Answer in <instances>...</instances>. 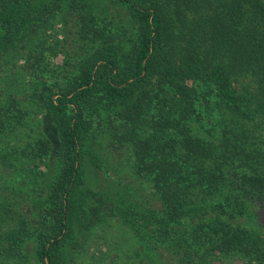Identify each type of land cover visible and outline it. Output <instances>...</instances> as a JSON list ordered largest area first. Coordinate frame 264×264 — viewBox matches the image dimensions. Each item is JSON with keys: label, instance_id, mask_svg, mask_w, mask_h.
Wrapping results in <instances>:
<instances>
[{"label": "trees", "instance_id": "16d2710c", "mask_svg": "<svg viewBox=\"0 0 264 264\" xmlns=\"http://www.w3.org/2000/svg\"><path fill=\"white\" fill-rule=\"evenodd\" d=\"M106 1L116 15L0 0V188L14 198L0 192V264L30 243L37 264H71L69 246L107 222L133 235L116 264H264V0ZM70 15L78 40L61 50L48 31L60 17L67 35ZM77 48L59 77L48 58L63 52L66 72ZM90 112L110 117L153 205L104 188Z\"/></svg>", "mask_w": 264, "mask_h": 264}, {"label": "rangeland", "instance_id": "374dc122", "mask_svg": "<svg viewBox=\"0 0 264 264\" xmlns=\"http://www.w3.org/2000/svg\"><path fill=\"white\" fill-rule=\"evenodd\" d=\"M95 4L97 6V10L102 13H108L107 11L113 12V15H116L115 7L111 6L110 3H108L106 0H95ZM122 11V9H118ZM124 12V11H122ZM68 24L66 28V32H68L67 35L64 34L63 30V23L60 21V17L56 19L58 21L56 24L53 25L52 28L49 29L48 33H52L53 35L57 36L59 40H62L63 43L60 44L58 49L66 50V47H62L61 45H74V41L77 38V25L74 21V16L70 15L68 16ZM115 22L118 23V19L114 18ZM60 29V31H59ZM62 29V30H61ZM78 40V38H77ZM27 47L23 49L24 53H27ZM60 50V51H61ZM70 63L65 64L66 72L61 71L60 67L64 65L65 61V54L63 52H59L58 54L50 55L48 58V62H50V67L56 68V72L59 74V77H61V74H69L73 68V63L77 61V59L80 57V49H73L70 50ZM26 63V60L23 57L18 58V63L16 69L22 71L21 66ZM10 73V71L6 68V66L0 61V85L3 83L2 76L4 74ZM70 71V72H69ZM27 78L29 76L27 75ZM48 84L54 85L56 83L55 78H49V76L46 77ZM54 90L56 89V86L54 87ZM89 117L93 120L94 123V140L95 143L98 144V147L101 146V159H103V163L106 162V165H103L100 169V174H102L104 177H107L108 180L112 179L114 183L109 182L111 186L108 184H104L106 189L113 188L114 186L117 187L119 190H121L123 193H128L132 199L134 198L130 191H136V196H139L138 200L148 202L150 205H153L155 203L154 197L152 195L151 190L149 187L145 188V184L142 183V178L139 177L136 174H133V171L131 170V165L126 163L124 160L125 156H127L126 148L120 145L119 141L114 138V133L112 132V128L110 124L107 122V119L110 118L107 115H104L101 120H99L93 113L90 112ZM42 168H44V164L41 165ZM1 173H3L1 171ZM139 187H142L139 189ZM127 192H126V191ZM0 192H2L3 196H6L8 198L9 202H13L14 198H11L12 193L7 188H0ZM10 194V196L8 195ZM135 196V197H136ZM3 198L0 197V200ZM129 203V201H127ZM19 206L23 207V211H26L28 209V202L27 201H21ZM258 213L260 215V219L262 223H264V205L260 204L257 206ZM39 210V209H37ZM37 210H33L32 212H35L34 214H26V218L29 216L28 223L31 225H35L36 221L38 219L37 217ZM107 224H102L101 226H98L93 231L92 235L88 238H86L84 243L79 242L71 247L69 246V254L68 258L70 259L71 264H92V261H95V264H116L118 263V260L121 256V251L123 249H126L127 247H132L134 245L132 238V234L130 232H127L124 239L118 240V237L123 235L119 224L109 227ZM7 228V227H6ZM112 232V233H111ZM114 233V235H113ZM84 234L81 235V237ZM114 236V237H113ZM85 235L83 236L84 239ZM111 239V240H110ZM119 244V246H116ZM83 248L82 255L79 256L78 253L81 251L80 249ZM28 249L30 250V253H27V251L24 252L23 257L17 258L14 262V264H37L35 261V257L33 255L34 251V245L30 243ZM26 253V254H25ZM92 253L97 255L103 253V256H101L100 260H96L94 258H90ZM20 255V254H19ZM114 260V262H113ZM121 264V263H119Z\"/></svg>", "mask_w": 264, "mask_h": 264}]
</instances>
